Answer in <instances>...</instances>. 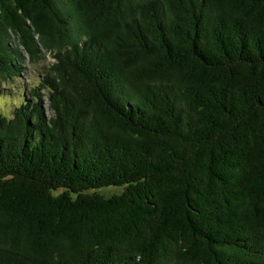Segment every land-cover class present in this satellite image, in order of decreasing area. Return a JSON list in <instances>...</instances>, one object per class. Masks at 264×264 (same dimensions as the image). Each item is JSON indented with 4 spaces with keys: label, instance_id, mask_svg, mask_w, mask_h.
Listing matches in <instances>:
<instances>
[{
    "label": "trees",
    "instance_id": "trees-1",
    "mask_svg": "<svg viewBox=\"0 0 264 264\" xmlns=\"http://www.w3.org/2000/svg\"><path fill=\"white\" fill-rule=\"evenodd\" d=\"M46 54L0 113V264H264V0H0V85Z\"/></svg>",
    "mask_w": 264,
    "mask_h": 264
},
{
    "label": "rangeland",
    "instance_id": "rangeland-1",
    "mask_svg": "<svg viewBox=\"0 0 264 264\" xmlns=\"http://www.w3.org/2000/svg\"><path fill=\"white\" fill-rule=\"evenodd\" d=\"M52 58L49 54H46V56L38 63H31L27 58L25 60L24 64V70H23V78L21 80H16L14 83H7L0 85V94L9 91L10 93H14V99H10L5 101L4 99H0V107L3 111H0L4 116L9 117L11 110H9V107H12L13 104H16L20 98L21 93L24 92V87L29 86H36L39 81L40 77L42 76V73L44 70H46L47 66H49L50 61ZM3 104L5 107H3ZM17 106V104H16ZM45 113L50 116L52 114L51 110L48 109L47 103L43 105ZM117 188H107L104 191L105 192H114Z\"/></svg>",
    "mask_w": 264,
    "mask_h": 264
}]
</instances>
